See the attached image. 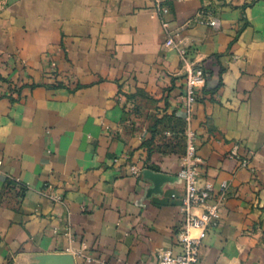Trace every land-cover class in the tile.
<instances>
[{"label": "crops", "instance_id": "crops-1", "mask_svg": "<svg viewBox=\"0 0 264 264\" xmlns=\"http://www.w3.org/2000/svg\"><path fill=\"white\" fill-rule=\"evenodd\" d=\"M178 48L208 73L199 170L228 183L197 264H264V0H0V264L180 252Z\"/></svg>", "mask_w": 264, "mask_h": 264}, {"label": "built area", "instance_id": "built-area-1", "mask_svg": "<svg viewBox=\"0 0 264 264\" xmlns=\"http://www.w3.org/2000/svg\"><path fill=\"white\" fill-rule=\"evenodd\" d=\"M160 12H168L166 7H161ZM209 26L216 27L218 20L211 17L201 21ZM164 28H168V23L163 21ZM166 46H173V40L168 38ZM178 53L183 62L186 63L187 72L183 93L181 96V108L185 113L187 123L184 129V152L181 156V165L176 175L184 182V195L181 198L180 210L182 221L175 233V239L180 247L179 253H172L167 249H160L157 252L156 264H197L199 260V248L209 228L215 226L220 218L219 208L226 198L228 183L221 181L219 190L215 192L210 181L203 178L199 164L201 159L197 155V137L189 126L191 119L192 106L200 95V90L205 86L208 73L201 65L187 64V51L178 48ZM49 78L56 82V72L49 73ZM166 135H170L167 132ZM114 163L126 161V157H115ZM127 172L138 175L140 169L133 164L127 166ZM60 194H53V199H59ZM174 198L175 195L172 194ZM55 232V230H54ZM87 261H90L87 258ZM120 264V263H115Z\"/></svg>", "mask_w": 264, "mask_h": 264}, {"label": "trees", "instance_id": "trees-1", "mask_svg": "<svg viewBox=\"0 0 264 264\" xmlns=\"http://www.w3.org/2000/svg\"><path fill=\"white\" fill-rule=\"evenodd\" d=\"M174 134L176 133V134H181V137L184 139V135H183V133H184V129H180V130H177V131H172Z\"/></svg>", "mask_w": 264, "mask_h": 264}]
</instances>
